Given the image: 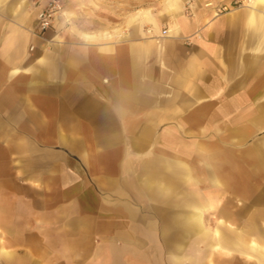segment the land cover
Returning a JSON list of instances; mask_svg holds the SVG:
<instances>
[{"label": "crops", "instance_id": "crops-1", "mask_svg": "<svg viewBox=\"0 0 264 264\" xmlns=\"http://www.w3.org/2000/svg\"><path fill=\"white\" fill-rule=\"evenodd\" d=\"M37 1L0 0V264H264L238 218L203 228L215 195L146 200L180 178L264 209V0L250 25L208 0H60L43 31Z\"/></svg>", "mask_w": 264, "mask_h": 264}, {"label": "rangeland", "instance_id": "rangeland-1", "mask_svg": "<svg viewBox=\"0 0 264 264\" xmlns=\"http://www.w3.org/2000/svg\"><path fill=\"white\" fill-rule=\"evenodd\" d=\"M168 3H170V1ZM252 6L253 0H208L203 4V7L209 10L213 19L222 15H238L242 19L240 22L242 25L251 24L248 18L245 19V15L246 11ZM134 7H136L135 4L131 6V10L134 9ZM189 10L190 9L187 7V11L185 12H189ZM189 14L193 15L191 12H189ZM215 14L216 16H214ZM257 27H259V25H256L255 27L253 25V55L260 57L264 56V31H259ZM189 184H192V182ZM200 184L201 183H193V187L192 185L188 186L186 181L178 178V191L176 193L170 194L163 192L161 195L153 192L146 193L147 201H156V208L148 211L151 213L154 211L156 213L155 215L161 216L162 218L169 217L171 215L180 216L181 214L189 211V209L185 208L183 205V202H185V200L189 197V193H191L186 191V189L196 188L198 190L197 193L201 194V196L207 195V193L211 194L212 196L215 195L214 208L203 210L202 220L205 222L203 224V228L209 230L214 229L216 226L215 224L218 222V218H238L236 222H242L241 224L228 226L233 228H242L243 230L253 228V240L264 247V223H253V225L246 223L248 222V218H253V222H263L264 209L232 207L233 204H241L243 199L240 197H234L233 194L227 192H203L201 191L202 186ZM202 198H204V196H202ZM196 199L201 201L199 198ZM175 206H177V208ZM195 244H197L196 241Z\"/></svg>", "mask_w": 264, "mask_h": 264}, {"label": "built area", "instance_id": "built-area-1", "mask_svg": "<svg viewBox=\"0 0 264 264\" xmlns=\"http://www.w3.org/2000/svg\"><path fill=\"white\" fill-rule=\"evenodd\" d=\"M35 5V21L40 31L51 27L63 8L60 0H42L37 1ZM165 32L163 29L162 34Z\"/></svg>", "mask_w": 264, "mask_h": 264}]
</instances>
